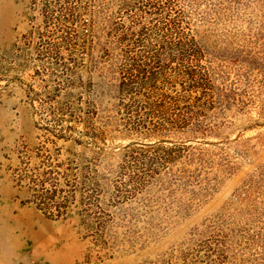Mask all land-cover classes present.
<instances>
[{
    "label": "rangeland",
    "instance_id": "obj_1",
    "mask_svg": "<svg viewBox=\"0 0 264 264\" xmlns=\"http://www.w3.org/2000/svg\"><path fill=\"white\" fill-rule=\"evenodd\" d=\"M0 264H264V0H0Z\"/></svg>",
    "mask_w": 264,
    "mask_h": 264
},
{
    "label": "trees",
    "instance_id": "obj_2",
    "mask_svg": "<svg viewBox=\"0 0 264 264\" xmlns=\"http://www.w3.org/2000/svg\"><path fill=\"white\" fill-rule=\"evenodd\" d=\"M116 40L114 41V47L110 49H104V52L109 54V52H113L116 49H119V52L123 53H130L134 51L135 46H139V43L141 40L136 39L132 40L131 37H127V33H121L116 35ZM137 44V45H135ZM135 45V46H134ZM163 47H170L173 50H176L178 52H181L179 56H181L182 61L179 63V67L177 75H173L171 77L172 79L176 78L179 74H186L188 79L195 80L197 84H201L203 81V78L206 74L199 73L198 77L195 78V70H192V68H189L191 66V62L198 59L201 56V48L197 46V44L194 42L193 39H178L173 42H170L169 44L162 45ZM110 50V51H109ZM172 54V53H171ZM160 55L158 51L152 52L151 56L156 57ZM171 61L174 62V59ZM158 63V62H157ZM148 63H141L138 59H134L132 61H128L125 58L122 57L120 64H118V72L119 76L116 78L118 79V94H124L128 92H132V90H136L138 86L144 84H149L150 87L154 86L157 81H165L170 80L169 76H166L167 73L163 72H152V71H145L144 67ZM197 65L205 71V67L200 66V64L197 63ZM165 67L169 66V63L164 65ZM182 67V68H181ZM185 68V69H183ZM165 73V74H164ZM129 94V93H128Z\"/></svg>",
    "mask_w": 264,
    "mask_h": 264
}]
</instances>
